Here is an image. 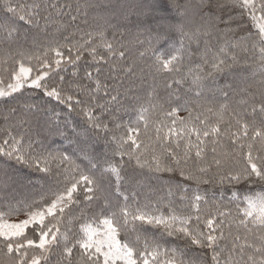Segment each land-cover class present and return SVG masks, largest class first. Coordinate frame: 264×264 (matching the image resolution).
Masks as SVG:
<instances>
[{
  "label": "snow or ice",
  "instance_id": "snow-or-ice-1",
  "mask_svg": "<svg viewBox=\"0 0 264 264\" xmlns=\"http://www.w3.org/2000/svg\"><path fill=\"white\" fill-rule=\"evenodd\" d=\"M226 7L240 9V19L247 16L249 24L238 23L234 27L237 17L220 15ZM53 12L57 16L67 15L73 22L82 15L86 25L91 16L92 30L78 28L81 38L72 43L50 42L36 57L46 70L32 76L33 68L27 67L25 61L33 59V55L19 43L21 22L41 29L43 21L41 30H46L53 22ZM133 15L136 16L135 26L149 34V46L140 56L151 53L153 57L148 73L151 90L144 103L134 109L135 120L117 125L125 128L124 134L111 137L117 149L112 156H118L119 163L109 158L106 144L88 142L87 128L72 127L77 137L72 140L59 126V121L48 126L46 139L52 138L55 143V137L68 138L76 145L72 151L77 158L87 162L91 169H102L99 176L82 171L67 150H46L33 155L32 143L25 145L23 137L13 135L11 129H7L6 137L0 140V155L35 166L45 173L50 171V162H54L57 167L62 166L64 174L63 180L57 181L49 193L25 205V219L18 222L10 219L20 212L12 204L7 210H0V264H53L50 257L54 248L60 249L55 264H264V190L242 198L233 191L234 211L216 201L209 204L197 191L191 198L182 197L189 200L191 212L177 211L169 205L165 215L150 211L148 203L141 205L135 191L123 188L122 175L125 157L149 171L172 172L174 168L167 162L169 158L177 167L182 161L186 165L193 154L204 161L205 152L211 146V160L200 165L197 172L205 174L214 166L221 185L260 183L264 187V0H185L183 4L177 0H138L134 7L114 5L111 0L104 3L77 0L75 5L63 6L44 0H31V3L5 0L0 4V44L8 53V59L0 61V98L10 97L25 86L42 88L45 95L70 109L73 102L84 105L81 111L86 123L93 129L108 130L96 111L100 110L101 115L109 112L113 103L120 102L121 93L120 84L110 87L98 78L102 67L95 69L96 77L92 72L86 73L95 89L80 83L70 84L76 93H87V99H79L63 88L49 89L42 81L50 70H60L65 63L75 65L84 52L95 63L108 65L110 79L121 84L122 76L139 75L143 79L144 69L137 73L135 63H126L125 46L115 37L121 28L133 23L130 18ZM66 27L60 24L57 31ZM241 27L246 31L238 34ZM23 38L28 39L26 33ZM153 41L160 47H155ZM49 53L54 54L52 62L48 59ZM237 66L244 70L240 86L227 82L218 84L217 77L221 75L231 76L235 81ZM3 73L8 75L6 84ZM160 85L167 91L164 99L169 105L167 109L157 93ZM101 91L106 99L97 96ZM230 92L239 96L234 104L229 101ZM187 93L193 94L196 100L187 98L184 95ZM217 94L224 102L214 105L212 100ZM150 110L161 117L155 122L153 136L149 137L155 146L145 144L141 136L142 128L145 132L148 129ZM10 111L15 112V109ZM182 111L187 115L180 116ZM224 141L230 148L225 147ZM105 172L114 177L111 190L105 184ZM180 175L197 184L211 182L183 167H180ZM168 192L170 195L171 189ZM113 195L123 201L116 208H111ZM130 196L135 201L132 205L128 203ZM81 199L100 200L110 210L80 223L78 232L72 233L68 228L71 219L66 217L65 210ZM136 221L158 227L167 236L186 240L188 245L197 246L201 255L186 260L183 248L167 247L140 234L130 238L129 233H135L136 229L129 225ZM29 227L38 233L36 239L27 235Z\"/></svg>",
  "mask_w": 264,
  "mask_h": 264
},
{
  "label": "trees",
  "instance_id": "trees-1",
  "mask_svg": "<svg viewBox=\"0 0 264 264\" xmlns=\"http://www.w3.org/2000/svg\"><path fill=\"white\" fill-rule=\"evenodd\" d=\"M5 0H0V4H3ZM20 3H31V0H18ZM45 3H58L63 6L66 3L73 4L77 0H44ZM84 2V0H80ZM99 2L104 3L105 0H99ZM178 3H185V0H177ZM112 4H119L125 7H134L138 0H111ZM68 9H65L67 12ZM240 9L226 7L220 11V15L227 18L229 14L237 17L233 22V26L236 24L248 25L249 20L247 16L240 19ZM75 14V13H74ZM133 23L127 25L126 28H121L119 32L115 33L116 40L124 44L126 51V63H135L137 73L140 69H144V77L141 79L139 75L122 76V84L119 81L110 79L112 75L108 70V65H99L92 60V57L84 52L82 59L78 61L75 65L70 63H65L62 65L60 70H50L49 75L42 81L46 84L48 88L57 87L63 88L65 92L72 93L79 99H87V93H76L74 88L70 87V84L80 83L83 85H88L89 88L95 89V84L88 79L86 76L87 72H92L93 76L96 77L95 69L97 67H102V71L99 74V79L109 85L110 87L115 84H120L119 91L121 93L120 102L113 103L110 107L109 112L103 113L101 115L100 110L96 111V115L101 118L104 124L107 125L108 130L104 129H93L90 125L86 123V117L83 115L81 109L84 105H75L73 102V108H68L65 104L60 103L53 97H48L45 95L44 89L30 88L25 86L21 91L14 93L10 97L0 98V140L6 137L7 129H11L12 134L17 137H23L24 144L27 145L29 142L32 143L31 152L33 155L44 153L46 150H67L69 155H72L76 160L77 164H80L81 170L89 173L91 175L99 176L102 169H91L87 162L77 158V155L73 153V149L76 147L74 143H70L68 138L55 137V143L52 142V138H47V129L49 125H52L55 121H59V126L68 133V136L72 140H76L77 137L72 133V127H76L78 130L87 128V136L89 143L106 144L105 150L107 151L109 158L113 162L119 163L120 158L113 157L112 153L115 152L116 145L111 142V137L113 135L120 137L124 134V127H117L120 125H127L136 118L135 108L139 107L141 103H144L147 93L151 90V77L148 75L150 72L149 65L153 63V57L151 53L146 54L144 57L140 56L141 52L149 46V34L144 32L142 29H138L135 26L136 16L130 17ZM85 17L82 15L76 20L71 21L70 17L57 16L53 12L52 20L53 22L47 26L46 30H41L44 28V22L41 21V29H36L28 25H24L21 22V38L19 43L23 45L24 48L28 50L29 53L33 55V59L30 61H25L27 67H32V75L35 76L38 71H45L43 69L36 57H39L45 50L50 42H60V43H72L80 40L82 32L78 31V28L83 31L92 30L91 16L88 17L89 24H84L83 20ZM60 24L67 25L66 28L57 31ZM223 27V25H221ZM246 31L245 27H241L238 30V34H243ZM27 34L28 39L23 38V34ZM65 37L68 39L65 40ZM112 38V32L109 30V39ZM35 40V44L33 43ZM141 41L143 43H141ZM95 42V41H94ZM155 47L159 48L160 45H156L153 41ZM15 47V45L13 46ZM163 50V49H162ZM101 54H106L103 49H98ZM65 56L68 55L67 50H64ZM75 53H73L74 55ZM54 54L49 53L48 59L50 62L54 60ZM8 59V53L6 52L4 46L0 44V61ZM16 66V65H13ZM76 75H73V73ZM244 70L242 66H237L234 69V75L236 77L233 81L231 76L221 75L217 77V82L220 85L227 83H235L240 86V78ZM5 84L8 81L7 73H3ZM63 77L61 81L60 77ZM160 77L157 81H160ZM157 93L160 98V102L164 103V99L167 96V91L160 85L157 88ZM187 98L191 100H196V97L187 93L184 94ZM98 97L106 99L104 97V92L101 91L97 94ZM211 99V97H209ZM239 99L238 95H234L230 92L229 101L235 103ZM103 103V99L100 101ZM224 102V98L217 94L212 100L214 105H218ZM95 103V101H92ZM31 105L32 107H28ZM169 105L164 103V108L167 109ZM11 109H15V112H11ZM58 114V115H57ZM186 112H181L180 116H186ZM149 126L145 132L142 128L141 136L144 139L145 144H152L155 146L153 140H149V137L153 136V130L155 127V122L161 119L156 112L150 110L149 113ZM67 124V127L65 125ZM225 147L230 148L227 141H224ZM209 150L205 152L204 161L199 160L193 154L191 159L187 161L185 165L181 162V165L177 167L173 161L169 158L168 163L174 168L172 172H155L149 171L147 168H140L135 165L134 162L127 161V157L124 158L122 165V175L125 178V184L123 188H127L129 192L135 191L136 200L139 201L141 205L148 203L150 204V211H159L165 215L169 212V205L176 208L177 211L191 212L188 207L189 200L182 199V197L191 198L195 192H199L204 195L209 204L213 201L221 203L230 209H235L234 202L231 201L233 191L239 193L241 198L245 194H250L254 192H259L264 190V187L260 183L251 184H241L232 185L227 182L221 185L217 182L216 168L213 166L212 169L201 174L196 171V169L202 165L205 161H210L213 153ZM180 152L181 150L177 149ZM157 152L159 148L157 147ZM43 167V165H41ZM180 167L185 168V170H191L197 176H203L205 179H209L210 183H200L197 184L194 180H187L180 175ZM64 174L62 172V166L57 167V164L50 162V171L45 173L38 171L35 166H29L15 159H8L0 155V210H7V206L12 204L20 209L19 214H14L10 218H15L24 215L25 205L32 203L34 200H38L42 195L49 193L53 187L57 184V181H62ZM105 184L110 186L114 181V177L105 172L104 173ZM122 188V190H123ZM171 189V194L169 195L168 190ZM187 189V191H185ZM111 208H116L118 205L122 204L121 198L116 196H111ZM128 203L130 205L134 204L135 201L130 196ZM202 211L205 209L203 203L201 204ZM110 209L103 205L100 200L87 201L81 199L78 204L72 205L69 209H66V217L71 219V223L68 224V228L72 233L78 232L80 223L91 217H98L101 213H107ZM135 227L136 232L129 233L130 238L136 234H140L142 238L147 237L149 240L155 239L159 243L167 247H176L178 249H185L186 260L196 259L201 255V250L195 245H188L187 241L175 236H167L162 234V229L149 225H142L141 222L136 221L129 225V228ZM61 230L64 228L62 226ZM234 230V229H233ZM27 235L29 238L36 239L38 233H34L32 227L27 230ZM60 249L54 248L52 256L50 259L55 264L58 258Z\"/></svg>",
  "mask_w": 264,
  "mask_h": 264
},
{
  "label": "rangeland",
  "instance_id": "rangeland-1",
  "mask_svg": "<svg viewBox=\"0 0 264 264\" xmlns=\"http://www.w3.org/2000/svg\"><path fill=\"white\" fill-rule=\"evenodd\" d=\"M33 76V75H32ZM26 218V216H25V214L24 215H22V216H18V217H15V218H10L13 222H18V221H20V220H23V219H25Z\"/></svg>",
  "mask_w": 264,
  "mask_h": 264
}]
</instances>
